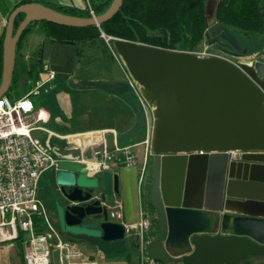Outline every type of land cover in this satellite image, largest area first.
<instances>
[{"label":"water","instance_id":"1","mask_svg":"<svg viewBox=\"0 0 264 264\" xmlns=\"http://www.w3.org/2000/svg\"><path fill=\"white\" fill-rule=\"evenodd\" d=\"M123 1L113 0L92 17L35 2L15 7L4 27L0 99L10 90L17 44L32 22L99 27L119 12ZM219 3L205 2V37L209 46L241 58L237 64L110 37L152 108L150 200L159 234L145 248L163 264H238L264 256V63L245 58L246 47L218 20ZM20 14L24 18L15 29ZM74 58L72 44L48 41L43 46L46 71L70 74ZM102 136L106 150L116 148L113 131ZM50 182L64 235L101 253L128 250L125 225L109 219L119 193L117 173L90 176L86 162L64 158Z\"/></svg>","mask_w":264,"mask_h":264},{"label":"crops","instance_id":"2","mask_svg":"<svg viewBox=\"0 0 264 264\" xmlns=\"http://www.w3.org/2000/svg\"><path fill=\"white\" fill-rule=\"evenodd\" d=\"M20 1L23 0H0V44L8 17ZM58 1L63 5L79 7L75 4L78 0ZM27 28L17 44L12 85L6 96L10 99L12 96L13 101L26 96L32 101L34 114L41 112L44 116L38 125L45 128L33 130V136L42 143L48 142L52 151L62 159L86 157L91 162H97L106 149L102 136L105 131L114 132L116 147L134 145L136 166L127 167L122 163H114L110 170L101 172L99 176L105 173L118 174L119 193L115 201L122 204L123 218L117 222L131 227L138 224L145 215L152 222L150 229L143 235L138 231L129 232L128 250L124 253H101L94 247L72 241L96 264H140L142 246L155 239V221L158 219L150 200L152 168L150 171L149 161L153 155L144 143L148 129L152 127V108L142 104L130 85L124 64L111 47L104 45L95 53L90 52L99 41L93 45H83L81 57L74 58L70 74L56 73L53 80L40 86L39 83L47 77V71L43 69V63H40V52L49 41L48 26L38 20ZM258 59L264 63V53ZM13 89L21 90V93H10ZM237 155L235 153L233 157ZM52 170L42 174L38 194L42 201L43 198L46 199L47 206L43 201L46 214L52 225L60 231L51 190ZM36 220L38 229L44 228L43 222L40 223L38 218ZM219 231L220 225L214 233ZM61 234L69 238L62 232ZM25 239L26 235L22 232L14 239L0 238V264H25ZM59 257V252L53 250L51 264H60ZM251 258L264 256H253L246 260ZM242 262L244 261L238 264ZM175 263L178 264L177 261Z\"/></svg>","mask_w":264,"mask_h":264},{"label":"built area","instance_id":"3","mask_svg":"<svg viewBox=\"0 0 264 264\" xmlns=\"http://www.w3.org/2000/svg\"><path fill=\"white\" fill-rule=\"evenodd\" d=\"M91 13L96 16L92 10ZM109 40L110 37L107 41ZM190 52L202 57L228 58L218 50L210 51L208 47L201 52ZM55 76V72L47 70V77L39 85L50 82ZM129 82L142 104L146 105L139 85L130 76ZM43 119L41 112L34 114V105L28 97L13 101L5 95L0 99V238L14 239L20 232L26 235L23 245L25 264H51L53 250L59 252L60 264H96L71 239L65 238L52 225L39 197L38 186L42 174L56 167L58 161L62 159L52 151L48 142L42 143L33 136V130L45 129L38 125ZM151 130L152 127H149L144 141L148 149ZM134 147L128 145L116 147L111 151L105 149L102 158L97 162H91L86 157L81 160L87 163L90 176L110 170L114 163L134 167L137 165ZM233 154L235 153H232V156ZM6 216L9 218L6 219ZM37 218L41 220L40 223L43 222L44 228L38 229ZM122 218V204L115 201L109 208V219L117 222ZM151 224L150 217L145 215L138 224L126 226V229L127 232L138 231L143 235L150 229ZM140 264L163 263L153 260L143 245Z\"/></svg>","mask_w":264,"mask_h":264},{"label":"trees","instance_id":"4","mask_svg":"<svg viewBox=\"0 0 264 264\" xmlns=\"http://www.w3.org/2000/svg\"><path fill=\"white\" fill-rule=\"evenodd\" d=\"M31 2H39L67 15L92 17L91 10L94 15H101L110 7L113 0H99L85 7L68 6L45 0H23L15 7ZM205 2L206 0H124L119 12L99 27L76 28L43 22L48 26L49 41L72 44L75 47L76 58L81 57L83 45H93L97 41H104L102 33L107 37L144 43L167 50L193 51L206 39ZM23 18V14L16 17L15 29ZM218 20L241 43L255 44L259 39H264V0H220ZM3 40L4 34L0 44V83ZM109 41L114 50L113 40ZM42 50L40 56H42ZM40 63L42 64L41 58ZM155 223L157 237L158 219Z\"/></svg>","mask_w":264,"mask_h":264},{"label":"rangeland","instance_id":"5","mask_svg":"<svg viewBox=\"0 0 264 264\" xmlns=\"http://www.w3.org/2000/svg\"><path fill=\"white\" fill-rule=\"evenodd\" d=\"M38 1H43V0H38ZM45 1L63 4V3H61L58 0H45ZM98 1L99 0H78L75 4L79 5V7H85L87 4H93V3H96ZM1 4L3 5L4 3H1ZM68 6H71V5H68ZM102 34H104V33H102ZM102 34H101V36H102ZM103 38H104V41H99V44L96 45V46H94V47H92L90 49L91 50L90 52L95 53L97 49H102V47L104 45L109 46V47L112 48L110 41H107L109 37H107L104 34V37ZM263 42H264V39L261 38L255 44H244V43H242L244 45V47H246V49H247V54L245 55V58L252 60L254 63L255 62H258V61L262 62L258 58L261 55H263V53H264V45H263ZM206 47H208L210 51L211 50L212 51L215 50V49H213L214 48L213 46H209L208 45L207 40L205 39L201 43V45H199V47L197 49L193 50V51H195V52H201ZM116 57L121 61V59L117 55H116ZM10 93H15L16 95H19V93H21V90L13 89L12 92H10ZM25 97L23 96L21 98H25ZM11 99L13 100V97L12 96H11ZM37 99H39V98H37ZM152 164H153V158L150 159V161H149V170L150 171H151V168H152ZM43 201H44V204L47 206L46 199L43 198ZM168 264H176V263H175V261H173V262H170ZM242 264H264V258H256V259L251 258L250 260H246V261L244 260V262H242Z\"/></svg>","mask_w":264,"mask_h":264},{"label":"flooded vegetation","instance_id":"6","mask_svg":"<svg viewBox=\"0 0 264 264\" xmlns=\"http://www.w3.org/2000/svg\"><path fill=\"white\" fill-rule=\"evenodd\" d=\"M214 47V46H213ZM215 49V48H213ZM216 50V49H215ZM220 52V51H219ZM224 56L228 57V58H231L232 60H235V61H239L241 58L239 57H236V56H233V55H230V54H223Z\"/></svg>","mask_w":264,"mask_h":264}]
</instances>
